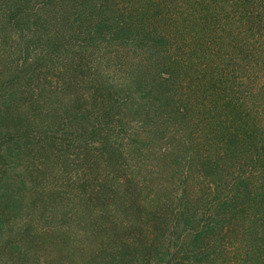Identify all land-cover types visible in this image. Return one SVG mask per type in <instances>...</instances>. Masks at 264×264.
Returning a JSON list of instances; mask_svg holds the SVG:
<instances>
[{
  "label": "trees",
  "instance_id": "trees-1",
  "mask_svg": "<svg viewBox=\"0 0 264 264\" xmlns=\"http://www.w3.org/2000/svg\"><path fill=\"white\" fill-rule=\"evenodd\" d=\"M0 264H264V0H0Z\"/></svg>",
  "mask_w": 264,
  "mask_h": 264
}]
</instances>
